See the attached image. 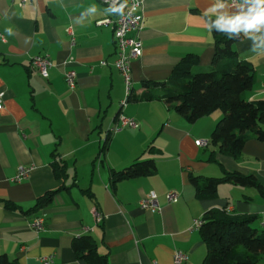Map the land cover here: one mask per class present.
<instances>
[{
  "label": "crops",
  "instance_id": "0c3cea01",
  "mask_svg": "<svg viewBox=\"0 0 264 264\" xmlns=\"http://www.w3.org/2000/svg\"><path fill=\"white\" fill-rule=\"evenodd\" d=\"M251 2L144 0L142 54L130 63V92L139 95L146 85L167 81L188 53L199 56L194 70H209L214 44L207 16L246 13ZM114 14L99 0H0V256L10 263L42 264L51 256L50 264H87L71 244L90 235L107 264H175V251L187 255L182 264H202L206 245L193 222L207 211L253 215L251 226L264 228V196L256 189L227 182L214 197L201 199L189 180L190 173L204 181L238 171L254 175L264 189V141L250 138L238 158L217 152L211 160L210 134L221 111L187 122L162 100L121 106L125 83L113 65L112 31L95 23ZM241 31L237 56L254 68L244 97L264 100V26ZM37 55L52 62L47 77L31 66ZM70 68L76 72L73 89L63 78ZM120 113L137 127L111 132ZM137 159H153L156 172L113 179V171ZM55 161L65 167L61 179ZM19 166L31 170L15 181ZM172 190L179 193L176 202L166 199ZM51 191L48 204L33 210ZM151 191L158 212L139 207ZM36 215L44 216L39 233L28 227ZM257 264H264V255Z\"/></svg>",
  "mask_w": 264,
  "mask_h": 264
},
{
  "label": "trees",
  "instance_id": "16d2710c",
  "mask_svg": "<svg viewBox=\"0 0 264 264\" xmlns=\"http://www.w3.org/2000/svg\"><path fill=\"white\" fill-rule=\"evenodd\" d=\"M121 6L118 10H122ZM216 16H207L211 29L214 54L209 70H194L199 62L195 53L185 54L174 66L171 77L164 82H153L152 86L139 95H128V101L162 100L187 122L219 110L223 116L217 121L210 134L209 143L214 146L209 159L214 160L217 152L238 158L250 138L264 141V100H247L244 97L254 81L253 65L240 60L236 43L244 38L240 31H230L219 27ZM55 175L63 178L64 166L52 163ZM156 172L153 159L135 160L121 171H113V179H132ZM195 187L196 196L201 199L212 198L223 183L256 189L264 196V189L252 174L244 175L238 171H226L220 177H206L189 174ZM53 192L40 196L33 210L48 204ZM256 216H235L225 208L211 209L202 217L199 227L201 238L206 245V255L202 264H257L264 255V228L257 230L251 226ZM75 256L87 264H107L105 255L97 251L95 241L90 235H81L72 240ZM0 264H14L0 256Z\"/></svg>",
  "mask_w": 264,
  "mask_h": 264
},
{
  "label": "built area",
  "instance_id": "2783aa9c",
  "mask_svg": "<svg viewBox=\"0 0 264 264\" xmlns=\"http://www.w3.org/2000/svg\"><path fill=\"white\" fill-rule=\"evenodd\" d=\"M23 1V0H22ZM105 7L114 10L115 14L109 17L97 20L95 23L97 26H109L112 31V36L115 43V60L113 62L114 67L120 72L125 83V98L121 101V106H125L128 101V95L131 87V60L139 58L142 54V44L140 40V32L143 28V13L142 7L144 0H99ZM231 3H235V0H231ZM123 6L122 10H118ZM67 33L71 35L70 46L74 45L73 32L71 27L66 29ZM1 37V36H0ZM72 62V58L68 63ZM31 66L41 76L47 77L48 70L52 66V62L45 56H33L31 58ZM65 84L73 89L76 85V72L73 69H67L63 73ZM3 107V94L0 93V109ZM118 123L110 128L111 132H116L123 127H137V122L130 117H127L120 113L118 115ZM197 146L204 147L207 145L206 140H195ZM31 168L25 166H19L17 174L14 177L15 181H19L28 176ZM179 198L177 191H169L166 194L168 202H176ZM139 207L142 210H149L151 212H158L160 206L157 201L155 192H149L139 202ZM44 216L36 215L30 218L28 227L39 233L44 229ZM202 224V219H196L193 222V227L199 228ZM187 260V255L181 251H175L173 254V261L175 264H182ZM42 264H50L52 262L51 256H45L41 259Z\"/></svg>",
  "mask_w": 264,
  "mask_h": 264
},
{
  "label": "clouds",
  "instance_id": "9594fccd",
  "mask_svg": "<svg viewBox=\"0 0 264 264\" xmlns=\"http://www.w3.org/2000/svg\"><path fill=\"white\" fill-rule=\"evenodd\" d=\"M218 25L230 31L252 30L264 26V0H252L246 13H239L232 17L220 16Z\"/></svg>",
  "mask_w": 264,
  "mask_h": 264
}]
</instances>
